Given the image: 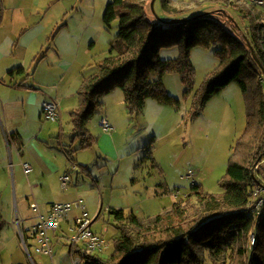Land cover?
I'll use <instances>...</instances> for the list:
<instances>
[{
  "label": "trees",
  "instance_id": "obj_1",
  "mask_svg": "<svg viewBox=\"0 0 264 264\" xmlns=\"http://www.w3.org/2000/svg\"><path fill=\"white\" fill-rule=\"evenodd\" d=\"M170 1L161 0L166 12L178 14L170 19L189 20L172 24L150 18L149 0L108 2L103 20L107 27L118 20V33L109 55L83 77L79 107L71 111L73 142L78 140L79 148L69 150V155L96 142L88 123L100 113L104 95L116 88L123 91L132 117L143 110L149 98L164 105L181 104L166 91L163 77L168 72L181 74L186 85L184 96L190 97L195 74L191 51L197 46H220V65L194 93L190 119L199 116L212 97L237 82L245 96L246 129L233 146L226 174L220 180L222 192L209 193L195 183L185 198L154 216L110 208L117 229L114 250L108 258L84 253L82 264H204L205 250L210 251L215 264H264V202L256 209L264 194H255L262 182L254 171L264 159V23L238 0H183L221 5L193 16H183L188 10L172 7ZM227 8L249 22L246 29ZM176 45L180 47L178 58L161 57L163 48ZM153 74L157 77L151 79ZM2 227L0 221V231Z\"/></svg>",
  "mask_w": 264,
  "mask_h": 264
},
{
  "label": "crops",
  "instance_id": "obj_2",
  "mask_svg": "<svg viewBox=\"0 0 264 264\" xmlns=\"http://www.w3.org/2000/svg\"><path fill=\"white\" fill-rule=\"evenodd\" d=\"M94 4L95 0H0V171H4L0 179L8 180L6 174L10 168L15 174L17 193L26 194L28 199L33 196L31 202L39 204L42 214H47L53 202L73 199L67 191H75L76 195L80 192L81 177L93 174L90 166L102 163L103 157L108 156L105 148L116 147L120 133L128 132L130 127L140 131L144 119L153 124L162 115L164 104L149 98L143 110L132 117L123 91L116 88L104 95L97 121L98 129L103 131L100 119L106 117L112 130L98 133L97 141L85 148V152L78 149L72 157L69 155L68 151L77 149L73 147L79 144L78 140L73 142L71 111L79 107L78 90L83 77L96 70L97 62L109 55L115 41L110 36L108 44L99 47L105 23L96 6L94 13L88 15L87 8ZM18 68L23 70L18 71ZM51 100L59 102L58 121H49L44 116L43 103ZM91 120L88 128L96 133V124ZM147 129L149 131V126ZM138 150L151 154L147 158H152V167L157 168L152 146ZM120 157L122 162L124 156ZM24 162L33 166L29 173L23 168ZM137 164L138 159L134 169ZM66 173L70 174L71 183L63 187L61 176ZM159 186L164 185L156 184L154 197L157 199L165 193ZM96 187L102 190L100 185ZM61 194L64 196L58 197ZM157 205L158 213L167 209H160L159 200ZM72 214L59 231L52 233V238L54 236L59 243H69L71 258L73 252L67 231ZM37 215L35 212L33 216L35 223ZM23 220L27 231L33 224L26 229V220ZM54 258L55 249L53 263ZM59 263L68 264L66 257H61Z\"/></svg>",
  "mask_w": 264,
  "mask_h": 264
},
{
  "label": "rangeland",
  "instance_id": "obj_3",
  "mask_svg": "<svg viewBox=\"0 0 264 264\" xmlns=\"http://www.w3.org/2000/svg\"><path fill=\"white\" fill-rule=\"evenodd\" d=\"M110 1L112 0H95V4L87 8L88 15L94 13L96 6L103 16L106 4ZM240 3L249 6L255 15H258V20L264 23V5ZM170 4L178 9H187L188 11L182 14L183 16H193L221 6L213 2L198 5L184 1L174 2L173 0L170 1ZM227 10L235 17L241 27L246 29L249 22L245 21L236 11L230 8ZM147 11L150 18L159 16L166 21L178 15L174 11L166 12L162 8L161 0H155L154 9L152 8V0H149ZM102 29L104 33L99 47H102L103 44L107 45V39L110 36L111 39H116L119 21L115 20L110 27L102 25ZM220 48V46L210 48L197 46L192 49L191 62L195 70L194 92L188 98L184 96L186 85L181 74L179 72L166 73L163 78L166 91L168 94L179 98L181 104L179 106L164 105L162 115L157 122L152 124L147 118L144 119V127L140 131H135V128L130 127L128 132L120 133L116 146L120 153L116 147L108 146L105 148V153L108 156L103 157L99 166H90L93 174L83 175L84 179L81 177L80 192L76 195L75 191H67V195L73 198L69 201L82 199L91 217L95 219L99 215L94 222L93 230L103 235L107 240L108 248L104 252V257L108 258L113 252L114 237L117 234V229L110 217V208L133 210L141 217L154 216L158 214V200L161 203L160 209L162 211L165 208L168 209L173 203L185 198L195 183L201 184L203 189L209 193L223 191L220 187V180L226 174L233 146L244 133L247 125L244 93L239 84L233 82L212 97L199 116L195 119H190L189 116L194 93L202 89L207 76L220 65V58L217 55V50ZM179 55L180 47L177 45L161 50L163 59H176ZM154 77L155 74L152 75L151 79ZM99 115L97 113L95 118L91 120V123L96 124V133L91 130L96 141L98 133L103 132L97 127ZM147 126H149V131ZM156 136L159 137L158 140L155 139ZM78 146L77 143L73 148H78ZM148 146H152L157 168L152 167L151 158H147L151 154L147 151L138 150L139 147ZM79 151L85 152L84 149ZM120 155L124 156L122 162ZM86 157L89 158L90 156ZM137 159L138 167L134 169V162ZM254 171L262 182L258 188L263 191L264 159L255 165ZM25 172L23 174L27 182ZM0 173L3 176L4 171L2 170ZM8 173V175L6 174L7 181H9L8 185L6 184L7 181L3 180L4 178L0 179V221L3 223L0 231V264H26L29 262L33 264H60L61 257H66L67 263L73 264L69 243L65 242L68 245L59 243L54 236L52 238L55 244L53 246L55 249L54 263L51 256L37 253L33 246L28 249L23 246V240L16 222L17 216L19 215L21 219L26 220V229L35 223L36 220L33 218L35 212L29 207L28 201H33L34 197L31 196L28 199L26 194L20 196V193L18 194L17 189H15L16 186H14L15 174L10 168ZM190 173H193V178L188 177ZM157 183L164 185V187L159 186L158 188L165 191L159 199L154 197V188ZM96 185L98 187L100 185L102 190L100 191ZM177 191L179 193H176ZM60 196L63 197L64 195L61 194L58 197ZM78 214L79 211L75 210L72 216ZM69 234L70 232L67 231V235ZM30 244L32 245V242ZM203 255L204 264H215L209 250H205Z\"/></svg>",
  "mask_w": 264,
  "mask_h": 264
},
{
  "label": "built area",
  "instance_id": "obj_4",
  "mask_svg": "<svg viewBox=\"0 0 264 264\" xmlns=\"http://www.w3.org/2000/svg\"><path fill=\"white\" fill-rule=\"evenodd\" d=\"M179 2L183 0H173ZM240 2H246L248 4L264 5V0H238ZM43 113L47 120L58 121L60 119V107L57 100L46 101L43 103ZM101 127L104 132H110L112 126L109 120L104 117L101 120ZM24 169L27 173L33 170V166L28 163H23ZM188 177L193 178V173L188 174ZM61 183L63 187L71 183L70 174L66 173L61 176ZM264 194V190L256 189L257 195ZM264 202V196H262L258 202L256 209L259 210ZM30 208L33 209L38 215V221L34 223L27 231L24 229V220L17 216V223L19 227V233L21 238L28 242H32V246L39 254L49 255L53 258L54 248L52 241V233L61 229L64 221L70 220L71 214L74 210H78L79 214L72 218L70 226L68 228L70 234L69 241L71 244V251L73 252L72 260L73 264L83 263V254H103L108 248L107 240L103 235L93 230L94 218L89 214L86 204L82 199L74 201H59L53 202L47 214H42L39 210V204L37 202H31ZM26 232V236H25ZM253 241V236L251 238Z\"/></svg>",
  "mask_w": 264,
  "mask_h": 264
},
{
  "label": "water",
  "instance_id": "obj_5",
  "mask_svg": "<svg viewBox=\"0 0 264 264\" xmlns=\"http://www.w3.org/2000/svg\"><path fill=\"white\" fill-rule=\"evenodd\" d=\"M154 2H155V0H152V8L154 9ZM158 18H160L159 16H157ZM187 20H189V18H172V19H170V20H168V21H166L167 23H179V22H184V21H187ZM252 52H253V55L256 57V55H255V51L252 49ZM257 58V57H256ZM22 240H23V246L26 248V249H28V247H27V244H26V241H25V239L22 237Z\"/></svg>",
  "mask_w": 264,
  "mask_h": 264
}]
</instances>
